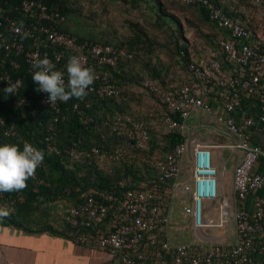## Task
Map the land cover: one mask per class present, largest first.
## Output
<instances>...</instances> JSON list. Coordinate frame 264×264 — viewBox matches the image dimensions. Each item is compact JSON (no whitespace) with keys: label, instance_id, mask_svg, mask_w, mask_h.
<instances>
[{"label":"built area","instance_id":"1","mask_svg":"<svg viewBox=\"0 0 264 264\" xmlns=\"http://www.w3.org/2000/svg\"><path fill=\"white\" fill-rule=\"evenodd\" d=\"M186 1L204 4L209 10L210 19L230 33L231 38H220L219 45L224 58L237 64L240 69L237 72L235 69L231 72L223 71L217 60L190 62L188 71L192 80L180 87L174 93L176 95L162 91L151 79L144 81L143 88L165 99L172 110L180 112L181 121L165 118L169 131L183 134L185 121L190 113L195 108H200L231 134V140L226 146L243 154L240 163L233 170V206L220 197L218 170L211 153L212 145L192 140V149L187 156L185 140L162 157L157 154L142 157L144 162L156 168L161 181H171V192L128 189L121 198L108 191L86 190L83 192L84 199L71 206L65 217L72 225L87 227L103 221L112 210L113 217L104 231L79 234L75 241L95 242L99 249L107 251L118 264H259L255 262V254L264 251V243L256 241L263 231L264 175L253 172V166L263 150L252 142L251 131L258 129L264 132V28L259 41L254 42L252 38L255 33L250 27L229 17L210 1ZM252 1L264 9V0ZM21 10L32 17L22 28L9 14L3 17L10 34L9 41L4 40L5 50L13 49L15 53H23L26 62L31 64L32 72L35 71L32 67L35 54L41 59L47 56L55 65V70L64 72L66 63L61 60L69 52L70 56H78L83 66L94 70L95 80L88 89V95L97 93L99 96L118 98V91L103 69L131 58V52L111 44L75 40L56 29L58 13L48 12L46 6L33 0H23ZM3 21L0 20V27ZM25 32L29 34L26 38L40 43L48 42L62 51L50 55L39 45L25 48L21 39L25 38ZM64 78L67 82V77ZM0 80L17 84V91L23 85L21 78L12 79L8 74L0 75ZM15 96L16 94H12L13 98ZM249 96L257 99L258 113L243 115L237 120L233 113L241 108L243 98ZM26 99V96H22L20 100L10 103L18 107ZM40 103L55 112L53 122L60 115L64 118L61 112L63 102L57 101L50 105L47 94L41 92ZM105 124L127 144L134 141L139 148H145L151 139L145 122L136 120L129 114L118 115ZM5 125V120L0 117V127ZM161 129L163 131L164 128ZM11 133L9 129L1 130L0 140ZM45 140L48 151L64 154L71 159H78L83 154L88 157L98 154L96 147L81 152L74 144L59 146L49 136ZM121 149L122 147H117L101 158L119 159ZM185 162L190 163L191 170L189 178L183 180L182 167ZM127 182L126 178L119 180L121 186ZM178 188L188 194L186 199L189 198L188 203L182 204L181 211L190 219L195 238L187 243H173L169 237L172 220L170 200L172 190ZM259 190L261 193L256 196L254 210L250 212L246 208V199L250 193ZM0 196H4L2 192ZM9 198L13 199L12 196ZM22 199L21 196L18 197V200ZM232 233L235 235L233 241L230 236Z\"/></svg>","mask_w":264,"mask_h":264},{"label":"trees","instance_id":"2","mask_svg":"<svg viewBox=\"0 0 264 264\" xmlns=\"http://www.w3.org/2000/svg\"><path fill=\"white\" fill-rule=\"evenodd\" d=\"M33 1L46 6L48 12L58 13L56 29L75 40L120 46L132 53L131 58L103 69L118 91V98L99 96L97 93L82 100L73 97L61 104L64 118L60 115L53 122L55 112L40 103L41 92L36 91L37 85L31 78V64L26 62L23 53H15L13 49L7 51L3 46L4 40L9 41L10 38L8 26L3 21L4 15L9 14L23 24L32 17L21 10L23 0H0V20L3 21L0 27V75L8 74L12 79L21 78L23 82L13 98L12 94L6 95L3 91L8 83L0 80V117L6 123L0 131L9 129L12 132L0 140V145L14 144L22 150L25 141L44 153L42 164L37 167L34 177L26 182L25 189L2 192L4 196H0V208L7 209L9 215L0 217V224L26 232L49 231L76 240L79 234L104 231L113 217L110 210L103 221L91 226L70 224L65 215L71 206L84 199V191H108L122 198L128 189L170 190L171 181H161L156 168L144 162L142 157L152 154L162 157L185 141L181 132L169 131L165 122L166 117L181 121V115L179 111L172 110L165 99L144 89V81L151 79L162 91L174 94L192 80L188 71L190 62L217 60L223 71L230 67L237 72L240 67L224 58L219 39H230V33L210 19L204 4L186 0ZM208 1L238 22L242 13L237 3L248 8L257 5L252 0ZM112 5L124 11L123 32H119L113 23L103 24V13L113 8ZM186 12L190 14H179ZM184 25L196 29L194 39L185 35ZM21 39L25 48L39 45L50 55L62 51L48 42H35L26 37ZM69 56L66 52L61 62L67 64ZM64 72L67 77L66 68ZM22 96L27 99L20 106L10 103ZM123 114L145 122L151 137L145 148L137 147L134 141L127 144L105 124ZM46 136L59 146L74 144L81 152L96 147L98 154L93 157L83 154L78 159H71L48 151ZM117 147H122L119 159L101 158L104 152L110 154ZM122 178L128 181L124 186L119 184ZM19 196L23 199L18 200ZM96 199L99 200V197L96 196ZM57 209H60V216L56 215ZM263 256L264 251L255 254V258L260 260Z\"/></svg>","mask_w":264,"mask_h":264},{"label":"crops","instance_id":"3","mask_svg":"<svg viewBox=\"0 0 264 264\" xmlns=\"http://www.w3.org/2000/svg\"><path fill=\"white\" fill-rule=\"evenodd\" d=\"M253 7L256 10L237 3V8L239 12L242 13V15L238 17V20L250 26L255 33L252 40L258 42L264 28V9L258 5H253ZM226 70L227 72H231L234 71V68L230 69V67H227ZM249 97H245L241 108L233 113L237 120L241 118L240 116L256 115L258 113L257 99L252 96ZM183 135L187 142V156L192 149V140L212 145L211 153L213 162L218 170L220 197L225 198L229 204L233 206L235 199L233 190V170L235 166L240 163L243 154L239 150H234L226 146L231 140V134L205 111L200 108H195L185 121ZM251 136L252 142L258 144L263 150V154L260 155L253 166V172L264 175V132L253 129L251 131ZM184 165L188 166L185 176L182 174L183 180H186L190 176L191 166L188 162H185ZM169 191L171 192V187ZM260 193L261 190L252 192L247 197L246 208L248 211L251 212L254 210L256 196ZM187 195L188 194L184 193L180 188L172 190L170 200L172 220L169 227V237L173 243H184L176 241L181 230L180 225L175 223L174 219L188 218L182 214L181 207H179L180 203L189 202V198L186 199ZM180 213L181 215H179ZM187 220L190 219L188 218ZM261 223L263 231L261 235L256 238V241H262L264 243V216ZM190 228L192 227L190 226ZM177 230H179V232H177ZM230 236L231 241H233L235 235L232 233ZM261 260L264 261V256ZM261 260L257 257L255 258V262L263 264L264 262ZM0 264L118 263L107 251L99 249L95 242L90 244H79L75 240L61 234L49 231L26 232L13 226L0 224Z\"/></svg>","mask_w":264,"mask_h":264},{"label":"clouds","instance_id":"4","mask_svg":"<svg viewBox=\"0 0 264 264\" xmlns=\"http://www.w3.org/2000/svg\"><path fill=\"white\" fill-rule=\"evenodd\" d=\"M23 27V21L20 22ZM19 31V29H17ZM29 34L24 33L27 37ZM33 71L31 78L37 85L36 91L47 94V102L54 105L57 101L67 102L71 98L83 99L88 95V89L94 83V70L83 66L78 56H70L65 72L55 70V65L45 56L33 57ZM17 84L8 83L3 89L6 95L17 93ZM44 153L28 142H24L23 149L14 144L0 145V192H18L27 187V181L35 175L37 167L42 164ZM9 211L0 208V217H6Z\"/></svg>","mask_w":264,"mask_h":264},{"label":"rangeland","instance_id":"5","mask_svg":"<svg viewBox=\"0 0 264 264\" xmlns=\"http://www.w3.org/2000/svg\"><path fill=\"white\" fill-rule=\"evenodd\" d=\"M113 1H111L112 3ZM113 6V5H112ZM249 8L256 10L253 6H249ZM108 12L107 13H103V18H104V23L105 25H107L106 23L110 22L113 23L114 25H116L118 27L119 32H123V29L121 27V23L124 24V20L123 18L125 17L124 11L113 6V8H108ZM179 14H190V13H179ZM188 25H184L185 28V35L191 39H194L197 35V33L195 32L196 29L194 27H187ZM103 154H107V152H104ZM188 170V166H183V170H182V174L185 176L186 172ZM182 208V203H180V206ZM60 209H57L56 211V215L60 216L59 211ZM181 215V213L179 214ZM188 219V218H187ZM186 218L183 219H174L175 223H178V225H180V230L181 233L177 236L176 241L177 242H190V240H192L193 238H195V235H193V230L192 228H190V220H187ZM183 220V221H182ZM177 232H179V230H177Z\"/></svg>","mask_w":264,"mask_h":264}]
</instances>
